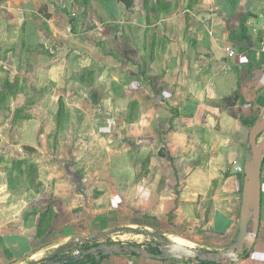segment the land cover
Wrapping results in <instances>:
<instances>
[{"label": "crops", "instance_id": "obj_1", "mask_svg": "<svg viewBox=\"0 0 264 264\" xmlns=\"http://www.w3.org/2000/svg\"><path fill=\"white\" fill-rule=\"evenodd\" d=\"M86 1L78 3L71 17L65 10L56 17L57 24L52 18L46 21L51 25L47 34L58 37L55 47L64 52L55 63L37 33L46 31L36 16L39 0L0 1V79L6 76L4 84H12L6 89L16 91V82L24 80L35 82L40 90L50 86L59 90V105L54 95L50 97L57 106L61 97L66 98L65 118L72 105L83 106L78 109L87 110L88 116L81 128L64 130L78 138L74 145L82 146L80 155L87 161L73 164L74 175L55 185L48 233L52 239L45 235L35 239L40 224L23 236L11 234L9 227L19 226L11 223L5 232L10 236L0 237V264L6 255L3 264L22 258H38L31 264L40 263L41 256L56 257L59 251L62 257L79 247L77 239L119 227L186 233L201 222L199 213L205 216L222 200L224 206L240 200L245 176L234 172L233 162L237 159L244 165L251 128L264 111V0H194L206 26L198 52V59L204 61H196L200 73L195 79L190 77L189 63L181 77L185 67L182 70L180 58L176 60V31L161 33L164 16L175 11L179 0L94 1L95 10L89 15L80 5ZM124 13L126 17L118 19ZM33 56L38 61L36 57L32 61ZM237 93L236 101L223 103ZM22 96L18 92L11 100L21 101ZM112 98L120 100L125 111L117 109L115 124L106 128L102 116H111L113 110L100 105ZM48 99L35 100L40 118L50 113ZM35 129L45 128L39 120L19 127L26 148L39 147ZM101 152L102 161L89 162ZM233 218L235 226L220 227L232 228L230 235L220 234L221 239H229L228 244L214 250H225L236 239L238 214ZM216 231L219 234L220 229ZM43 238L51 243L37 246ZM124 258L128 257L112 255L101 264H119ZM172 262L162 260V264ZM237 264H264V193L255 246Z\"/></svg>", "mask_w": 264, "mask_h": 264}, {"label": "rangeland", "instance_id": "obj_2", "mask_svg": "<svg viewBox=\"0 0 264 264\" xmlns=\"http://www.w3.org/2000/svg\"><path fill=\"white\" fill-rule=\"evenodd\" d=\"M0 1L2 3H6L7 0ZM80 1L81 0H39L40 6H38V10L39 8L40 10L37 12L36 16L40 17L43 20V25L46 31H39L37 33L38 36H40L43 45L45 44L49 47L48 52L50 53L48 54L52 56L51 60L53 63L60 60L59 55L61 58H64V52L59 53L58 47H55V45H58L59 43L58 37L55 38L54 35V37H50L48 35L49 30L51 29V25H49L50 22L46 21L54 19L55 24H57L56 17L61 12L64 13L65 10H68V12H70L69 15L71 17L72 13L76 10L75 7H77ZM94 1L100 3L102 2V0H87L86 2L80 4H84L85 12L87 15L92 14L95 10ZM179 1L180 2H178V6L175 11L167 16H164L166 18L165 23H163L161 27L163 29L161 33L165 31V29L167 30V33H169L170 31H176V44H179V47H176L178 54L176 60L180 58L182 70L185 67V72H181V77L183 78L185 74H187L186 66L187 63H189L188 65L191 68L190 77L192 79H195L196 76L200 73L199 65L197 67H195V65L198 64L199 61L200 63L204 61L201 58L198 59V52L200 49L199 42L201 43L203 29H206L205 24L200 21L204 20V16L202 15L203 11L200 12V5L198 4V2L197 4H195L196 2H194V0ZM198 1L201 2L203 0ZM204 2H206V0ZM126 15V13L122 15L120 14V17L118 19L125 18ZM34 19H36L35 16ZM1 52H4V50H2ZM37 54L39 55V53ZM183 54H185L186 56L181 57V55ZM35 57L38 61V56H33L32 61ZM196 61H198V63ZM27 63L31 65L29 57L27 58ZM5 78L6 76L0 79V182H4L2 183L3 187L0 186V237L3 236L8 238V236L10 235L6 236L7 233H5L7 232V226L11 223H17L19 226L9 227V231L11 234L15 235L14 232H17L16 234L23 236V232L29 233L31 232L33 226H35L34 229H37L36 225L40 224V230L39 232L38 230L36 231L35 239L37 235H39L40 237L45 235L44 238L47 237L48 239H52V235H48V233L50 231L49 227L52 224V219L54 218V211L50 206L53 202V199L56 198L55 191L57 190V188L55 185L60 181L59 179H62L63 177L64 179H66V177H69L70 174L74 175L71 172L73 164L79 162L86 163L87 161L85 155H80L82 149L80 150L79 148H81L82 146L78 147L79 145H74V142H77L78 138L74 134H67V132H65L64 130H66L67 127H70L74 131L78 128H81V124H84L86 118L88 119V116L84 113L87 112V110H84L82 112L78 108H82L83 106H78L77 108L76 106L72 105L71 107H69V117L65 118V108L63 107L66 104L65 96L64 98H60V100H62V102H60V106H57V101L55 102L50 99V97L54 95L55 98L58 99L59 105V90L54 91L50 86L47 88L45 87V89L43 90H40L37 88V86H35V82L31 83V81L24 80L22 82H16V91H10L7 90L6 87L12 84H4ZM64 90H66L67 92L71 91L67 89ZM18 92H21L23 94L21 101H17V99H14L12 101L11 99L13 97L15 98ZM165 94L169 95L167 91H165ZM41 98H47L48 107H51L50 113L46 117L42 118L39 117L38 112L36 113V110H38V108L36 107L35 101ZM27 100L29 102H27ZM223 103L226 105L230 102L227 103L223 101ZM102 105L104 107L107 106L108 110H113L111 116H102L103 120L106 123L105 127L109 128L115 124V122L113 121V116L117 114V109L119 112H122L125 111V108L123 107V103H120V100L115 98L109 99L108 101L104 100V102L100 106ZM72 111H74V113H72ZM57 113L59 114V118L56 117ZM62 118H64L65 120ZM35 120H39L42 124V128L45 129H35V132H38L37 136L35 132H33L35 141L34 139H32V142H38L39 147L37 146L36 149L31 147L32 151L30 150L31 148H28V150H26L27 146L23 145L22 139L20 138L21 132L19 133V127L25 121ZM234 141H237V139ZM91 142L93 143V141ZM126 142L129 143L132 142V140H128ZM70 145L72 146L71 149H65V147H69ZM102 153L103 152H101V155H97L95 157L92 156V158L89 159V162H93L94 160L96 161V159L97 161H102L105 157ZM208 155H212L210 150H208ZM150 161L151 160L149 158V163ZM15 162H21V164H18L17 169H13L12 166ZM213 164L218 165V163L216 162H214ZM213 164L210 166L212 170H214ZM5 175H7L8 178L5 177L3 179V176ZM75 179L77 181L80 180L77 176H75ZM240 183V200H232L225 206L220 204L225 202V200H222L219 204L214 206L212 212H207L205 216L204 213H199L197 217H202L201 222H197L195 227L191 228L186 233L182 231L178 232L173 229L167 233L163 232V234L159 233V235L151 237L148 234L120 231L114 233L109 238L103 236L99 239V241H96L90 246L96 247L100 244L111 245L125 242V244L129 245H140L145 249L151 251L152 244L161 246L168 241H172L194 247L195 249L202 252H218V250H214V248L217 247L219 249V246L228 244L227 242L229 241V239H221V232L222 235L226 233L227 236L233 233L231 231L232 228H230L229 230H224L220 227L235 226V218L233 217L237 214L240 221L242 192L244 187L243 182ZM201 204H199L198 206H201ZM209 205H211L210 202L207 203L206 209H208ZM217 206H219V208H217ZM217 227L218 229H220L219 234L215 233V231L218 230ZM145 232L153 233L152 231L147 230ZM217 235H219V237ZM44 238L42 240H38L37 246L51 243V240H45ZM233 242L231 244H233ZM231 244L229 246H231ZM206 246L213 248L207 250L205 249ZM60 252L63 251H59V254L55 256L60 257ZM46 256L47 255L41 256L42 258H40V260L44 261L45 258L50 257ZM6 257L3 261H1L2 264L6 260ZM126 257L128 258H124L123 261H119V264H162V261L150 262L146 259H139L141 257H133L134 259L132 258V256ZM32 260L34 261L39 259L37 258L28 260L22 258L19 261H15L10 264H31ZM172 263L193 264L190 260L186 259L181 262L175 261Z\"/></svg>", "mask_w": 264, "mask_h": 264}, {"label": "water", "instance_id": "obj_3", "mask_svg": "<svg viewBox=\"0 0 264 264\" xmlns=\"http://www.w3.org/2000/svg\"><path fill=\"white\" fill-rule=\"evenodd\" d=\"M250 146L247 150L244 161V187L242 192V205L240 210L239 232L236 240L224 251L218 252H202L180 243L168 241L159 246L160 253H153L138 245H124V244H100L97 247L91 248L84 253V256L93 253L96 257L101 254L103 256L112 255H132L136 254L143 259L153 260H183L187 259L194 264L201 262H214L217 264H237L246 253L255 246L257 236L261 225L262 213V166L264 160V111L258 118L256 123L251 128L250 132ZM120 231H130L132 233H143L153 237L157 233L144 232L137 229L130 228H115L107 232H101L94 236L85 239H79L76 245L82 243H94L103 236L111 237L114 233ZM83 256V257H84ZM82 257V258H83ZM47 259V258H46ZM39 263L35 261L34 264ZM45 264H65L62 261L51 260Z\"/></svg>", "mask_w": 264, "mask_h": 264}, {"label": "trees", "instance_id": "obj_4", "mask_svg": "<svg viewBox=\"0 0 264 264\" xmlns=\"http://www.w3.org/2000/svg\"><path fill=\"white\" fill-rule=\"evenodd\" d=\"M147 1L149 2V0H145V2H147ZM169 11H170V9H168V10L165 9V13H168ZM238 98H239V94L237 93L234 97H230V98L225 99L224 102H227V103L234 102ZM26 150H28V148ZM18 164H21V162H15L13 164V169H17L18 168ZM39 230H40V226H39ZM79 248H81V250L83 252V256H84V253L86 251H89L92 247L90 246V244L85 243L82 246H79ZM71 251H69V252H71ZM152 252L159 253L158 250H153ZM131 256L137 257L136 254H132ZM60 258L62 259V261L65 264H101V262L104 259H107L109 257L108 256H103L102 254L99 257H96L93 253H90L89 255L84 256L83 258H81V257H75V256H72V255H66V256L60 257ZM201 264H217V263L207 261V262H203Z\"/></svg>", "mask_w": 264, "mask_h": 264}, {"label": "clouds", "instance_id": "obj_5", "mask_svg": "<svg viewBox=\"0 0 264 264\" xmlns=\"http://www.w3.org/2000/svg\"><path fill=\"white\" fill-rule=\"evenodd\" d=\"M263 23V22H262ZM262 26V25H261ZM235 161H237V160H235ZM240 164V163H239ZM242 165V164H241ZM234 166V165H233ZM243 166V172L242 173H238V172H236V171H234L235 173H238V174H243L244 176H245V174H244V165H242ZM261 179H262V175H261ZM263 193H264V191H263V187H262V196H263ZM130 229H137V230H141V231H146L145 229H140V228H130ZM147 231H149V230H147ZM154 233H157V232H153V234ZM139 234H143V233H139ZM161 234V233H160ZM157 235H159V233H157ZM109 238V237H108ZM95 243V242H94ZM83 244H85V243H82V244H80L79 246H82ZM88 244H90V245H92L91 243H88ZM119 244H124V245H129V244H125V242H122V243H119ZM138 246H140V245H138ZM142 247V246H141ZM72 248V247H71ZM93 248V247H92ZM76 250H78V251H80V254L78 255V256H75V255H73V253H74V251H76ZM151 251H153V250H151ZM158 252L160 253V250H159V246H158ZM251 252V251H250ZM154 253V252H153ZM66 255H72V256H75V257H83V252H82V250H81V248H77V247H75V248H73V250L71 251V252H68V253H66L64 256H66ZM82 255V256H81ZM123 255H125V254H123ZM249 255V253H246L245 255H244V257L243 258H245V257H247ZM64 256H62V257H64ZM125 256H131V255H125ZM61 257V256H60ZM59 257V258H60ZM108 257H110V256H108ZM137 257H140V256H137ZM49 258V257H48ZM47 258V259H48ZM54 258V257H53ZM52 258V260H55V259H53ZM47 259H45L44 261H42L41 263H38V264H45V263H47V262H49V261H47L46 262V260ZM61 259V258H60ZM153 260V259H152ZM183 260H185V259H183ZM187 260V259H186ZM51 261V260H50ZM59 261H62V259L61 260H59ZM158 261H162V260H158ZM169 261H180V260H169ZM63 262V261H62ZM192 262V261H191ZM193 263V262H192ZM201 263H203V262H201ZM200 263V264H201ZM194 264V263H193Z\"/></svg>", "mask_w": 264, "mask_h": 264}, {"label": "built area", "instance_id": "obj_6", "mask_svg": "<svg viewBox=\"0 0 264 264\" xmlns=\"http://www.w3.org/2000/svg\"><path fill=\"white\" fill-rule=\"evenodd\" d=\"M261 32L263 34V40H262V45L264 46V18H263V23L261 26ZM231 54H235L234 52L230 51ZM234 165V171L238 172V173H242L243 172V166L241 164H239L238 161H234L233 162ZM262 187H263V191H264V160H263V166H262ZM80 254V251L76 250L74 251L73 255L78 256Z\"/></svg>", "mask_w": 264, "mask_h": 264}, {"label": "flooded vegetation", "instance_id": "obj_7", "mask_svg": "<svg viewBox=\"0 0 264 264\" xmlns=\"http://www.w3.org/2000/svg\"><path fill=\"white\" fill-rule=\"evenodd\" d=\"M96 247H97V246H96ZM151 249H152V250H158V246L152 244V245H151ZM52 258H53V257H49V258H48L49 260L47 259L46 262L52 260ZM53 259H55L56 261L61 260L59 257H54ZM44 262H45V261H44Z\"/></svg>", "mask_w": 264, "mask_h": 264}]
</instances>
